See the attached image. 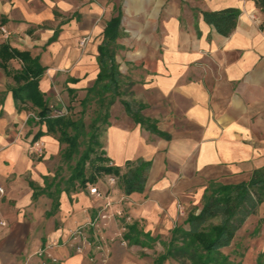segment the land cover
I'll list each match as a JSON object with an SVG mask.
<instances>
[{"label": "crops", "instance_id": "obj_1", "mask_svg": "<svg viewBox=\"0 0 264 264\" xmlns=\"http://www.w3.org/2000/svg\"><path fill=\"white\" fill-rule=\"evenodd\" d=\"M227 7L240 13L225 36L203 11ZM115 17L112 46H123L124 63L139 69L141 114L167 135L134 120L120 100L111 107L101 147L108 162L123 174L129 161H151L145 189L130 194L114 174H105L118 180L109 185L65 174L67 145L43 117L73 106L95 85ZM0 25L11 31L8 38L0 32V46L28 52L45 68L34 103L14 95L25 83L16 78L22 61L0 64V264H175L159 263L165 245L177 226L189 230L186 211L200 212L209 183L248 180L264 167L258 0H0ZM38 139L42 157L29 151ZM90 183L103 198L89 192Z\"/></svg>", "mask_w": 264, "mask_h": 264}, {"label": "trees", "instance_id": "obj_2", "mask_svg": "<svg viewBox=\"0 0 264 264\" xmlns=\"http://www.w3.org/2000/svg\"><path fill=\"white\" fill-rule=\"evenodd\" d=\"M258 3L264 12V0H258ZM239 13L238 8L227 7L220 10L203 11V18L205 22L213 25L220 34L228 36L237 25ZM119 26L120 18L118 17L113 18L107 26L105 40L100 46L101 70L95 85L89 88L88 94L81 100V104L89 102L92 94L101 96V103L102 96L106 92H111L114 96L121 94L119 88L122 73L116 63L115 49L112 48L118 37ZM0 57L2 65L10 58H18L23 63L22 70L16 74V78L24 80L25 83L14 89L15 97L39 103L41 92L38 82L45 68L40 65L38 59L33 58L28 52L11 50L6 44L0 46ZM122 103L134 120L147 124L148 129L152 132L167 136L166 133L157 129L154 122L142 116V106L136 109L132 102L126 99H122ZM109 104H113V101ZM46 110L44 108L43 112ZM43 117L47 119L49 130L59 132L60 141L68 144L65 156L68 159L72 158L80 144L79 137L88 134L83 131V119H75L72 115ZM93 133H89L91 142L96 139V135ZM96 142L102 147L100 141ZM92 152L97 151L95 146L89 143L74 167L72 179H78L81 183L86 184L88 181L96 182L100 174H114L120 177L121 187L126 194L145 189L151 161L143 159L129 161L127 163L128 170L121 174L118 167L108 162L103 151L96 154L94 158L90 155ZM87 164L91 168L89 175L86 169ZM263 202L264 167L255 169L248 180L241 182L224 184L211 181L205 191L200 212H190L187 217L189 230L182 226H177L173 230L172 239L166 243L165 253L161 255L159 263L167 258H173L179 261L183 260V264H186V260L191 264H239L229 261L228 256L222 253V249L231 245L237 231ZM214 219H218V222H213ZM135 231V225H131L127 237L130 238Z\"/></svg>", "mask_w": 264, "mask_h": 264}, {"label": "rangeland", "instance_id": "obj_3", "mask_svg": "<svg viewBox=\"0 0 264 264\" xmlns=\"http://www.w3.org/2000/svg\"><path fill=\"white\" fill-rule=\"evenodd\" d=\"M122 43L124 40H120ZM116 52V59L120 64V70L122 71V78L120 84V95H113L111 92H106L102 96L103 101L101 103V96L95 94L91 95V99L86 104H81V100L76 101L77 103L69 107L68 114L72 115L75 119L82 118L84 121L83 131L88 133L87 135L83 134L79 137L80 144L73 154L72 158L67 160L64 165L63 172L69 175L73 173L74 167L80 158V156L87 149L89 143H92L96 151L91 153V157L94 158L96 154L103 151L101 149V144H97V140L101 143L103 142L108 121L110 119L111 107L113 104L119 100L122 102V99H126L132 102L133 107L139 109L142 104L140 103V90H139V79L138 76L139 69L137 67H128L124 63V58L127 55L123 46H112ZM130 72L132 74H130ZM133 73L135 75H133ZM113 101V104H109ZM109 107V108H108ZM109 114V115H108ZM108 115V116H107ZM133 118V117H132ZM71 130V129H70ZM73 132V131H72ZM93 133L96 136V139L91 142V135ZM93 139V138H92ZM68 146L67 143L64 142ZM87 174H90V166L86 165ZM99 178L106 184L116 183L117 178L111 176L107 177L105 174L98 175ZM116 181V182H115ZM208 187V186H207ZM207 189V188H206ZM205 189V191H206ZM205 194V192H204ZM204 197V195H203ZM203 202V198L201 203ZM191 211H186V215H189L190 212L196 211V206L192 207ZM213 222H218V219H214ZM222 253L228 256L229 261L232 263L239 264H264V202L259 205L257 210L250 215L245 223L237 231V234L231 243L230 246L222 249ZM175 264H183V260H174ZM186 264H191L190 261L186 260Z\"/></svg>", "mask_w": 264, "mask_h": 264}, {"label": "built area", "instance_id": "obj_4", "mask_svg": "<svg viewBox=\"0 0 264 264\" xmlns=\"http://www.w3.org/2000/svg\"><path fill=\"white\" fill-rule=\"evenodd\" d=\"M0 32L3 34V36L5 38L10 37L11 35V31L5 26V25H0ZM89 41V36H84L81 40H80V44L81 46H85ZM68 114V110L66 108L61 109L59 111H57V113L55 114V116H62V115H67ZM33 116L37 119L40 120L41 117L38 114H33ZM29 151L34 154L37 157H42L45 154V142L42 139H38L36 141H33L30 145H29ZM112 164V163H110ZM89 185V192L98 197V198H103L104 197V192L95 184L90 183ZM111 204V202L107 203V206H109ZM180 211L182 214H185V210L183 209V207H180ZM116 214L118 215H122L123 212L121 210L117 211ZM102 217H107L106 214L102 215Z\"/></svg>", "mask_w": 264, "mask_h": 264}]
</instances>
